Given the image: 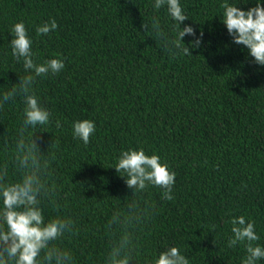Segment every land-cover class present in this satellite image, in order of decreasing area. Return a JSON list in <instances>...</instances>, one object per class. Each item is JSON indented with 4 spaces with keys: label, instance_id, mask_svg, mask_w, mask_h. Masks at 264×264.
I'll return each mask as SVG.
<instances>
[{
    "label": "trees",
    "instance_id": "trees-1",
    "mask_svg": "<svg viewBox=\"0 0 264 264\" xmlns=\"http://www.w3.org/2000/svg\"><path fill=\"white\" fill-rule=\"evenodd\" d=\"M179 2L189 18L180 27L204 34L192 56L179 57L175 22L155 0H0V183L38 178L46 218L75 222L53 242L72 264H107L126 237L130 264H151L173 246L190 264H242L245 248L227 247L240 215L255 222L264 247V66L233 43L220 20L224 0ZM228 2L247 10L257 0ZM52 19L58 28L37 35ZM19 22L35 62L65 64L29 93L10 47ZM31 92L49 123L26 124ZM84 119L96 125L87 145L73 136ZM141 148L176 173L173 200L155 186L129 188L117 173L120 153Z\"/></svg>",
    "mask_w": 264,
    "mask_h": 264
},
{
    "label": "clouds",
    "instance_id": "clouds-1",
    "mask_svg": "<svg viewBox=\"0 0 264 264\" xmlns=\"http://www.w3.org/2000/svg\"><path fill=\"white\" fill-rule=\"evenodd\" d=\"M165 4L168 15L175 22L174 45L179 57L192 56V49H199L202 46L203 31L197 37L192 26L180 27L189 18L179 0H155L153 7L160 9ZM239 5L224 0L219 5L223 10L220 20L226 25L233 43L245 46L249 50V55L254 57V63L264 66V0H257L255 6L247 10H243ZM57 28L56 20L52 19L38 26L36 32L37 35H46ZM11 33L12 56L17 61H23L27 72L20 81L25 93L30 92L37 77L56 75L64 69L63 60L58 58L42 63L34 61L32 40L23 22L15 23ZM185 36H192L194 39L186 45ZM25 102L26 124L36 126L49 123L51 113L40 104L35 92L27 94ZM56 127H61L59 121H56ZM95 129L96 125L90 119L76 121L73 124V136L87 145ZM33 146L35 147V144ZM114 168L122 177L126 175L127 187L143 190L155 186L162 190V199L169 201L174 199L172 191L176 173L170 171L166 163H161L159 155H147L143 148L125 150L120 153ZM40 190L39 180L34 174L25 175L19 182L0 183V200L3 205L0 207V264H8L9 261L13 264H52L53 260L55 264H72V253L53 242L59 241L66 232L71 234L75 222L61 215L46 218L39 199ZM230 224L232 235L228 238L227 247L236 248L237 245H242L245 248L246 255L242 258V264H257V261L264 259V247L256 243L260 237L256 233L255 222L240 215L234 216ZM211 227L213 231L216 228L215 225ZM122 244L123 246L112 248L107 264L132 262L133 250L127 243V237ZM151 264H190V261L178 247L173 246L160 252L158 258Z\"/></svg>",
    "mask_w": 264,
    "mask_h": 264
}]
</instances>
